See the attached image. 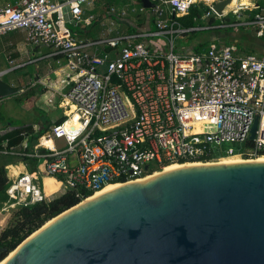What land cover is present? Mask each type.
<instances>
[{
    "label": "built area",
    "instance_id": "2783aa9c",
    "mask_svg": "<svg viewBox=\"0 0 264 264\" xmlns=\"http://www.w3.org/2000/svg\"><path fill=\"white\" fill-rule=\"evenodd\" d=\"M96 1L19 0L0 7V35L20 31L27 46L60 56L64 71L63 90L50 89L45 98L48 104L52 96L59 98L57 108L64 116L42 136L52 147L35 145L30 153L0 149V155L45 159V175L59 180L61 189L66 188L62 194H94L113 183L145 179L172 163L264 156V50L261 56L242 54L233 44L213 40L195 51L190 47L174 53L176 37L203 30L181 21L201 6L202 20H223L230 13L240 20L231 26L253 27L264 43V0H231V8L228 4L221 15L213 6L222 0H148L150 8L141 2L138 9L109 7L110 17L144 16L127 34L76 39L65 10L76 24L89 26L96 18L83 19L82 6ZM109 20L113 29L115 21ZM213 26L206 28H217ZM160 36L167 40L162 48L168 46V53L157 51L161 45L150 51L139 41ZM64 101L69 104L62 106ZM74 117L76 123L67 125ZM255 120V137L249 141ZM55 140L64 147L57 149ZM223 144L244 148L223 151ZM33 176L38 175L18 173L8 181L3 211L48 202Z\"/></svg>",
    "mask_w": 264,
    "mask_h": 264
},
{
    "label": "water",
    "instance_id": "95a60500",
    "mask_svg": "<svg viewBox=\"0 0 264 264\" xmlns=\"http://www.w3.org/2000/svg\"><path fill=\"white\" fill-rule=\"evenodd\" d=\"M230 3L213 9L221 15ZM16 92L0 81V98ZM86 199L0 262L264 264V162L182 167Z\"/></svg>",
    "mask_w": 264,
    "mask_h": 264
},
{
    "label": "rangeland",
    "instance_id": "374dc122",
    "mask_svg": "<svg viewBox=\"0 0 264 264\" xmlns=\"http://www.w3.org/2000/svg\"><path fill=\"white\" fill-rule=\"evenodd\" d=\"M132 7H135L136 9L139 8V2L138 0L132 5ZM137 17H142L144 16L143 13L137 12ZM107 17V16H105ZM116 16L114 17H107L106 21H102L101 23L93 22L91 26H86L84 24H78L76 26L67 23V26L71 30L73 34H78V37L84 36L85 30H83L84 27H87V31H89L90 39L89 40H98L102 39L105 36L107 37H115L118 35H122L126 33L125 29L121 26L119 27H111L109 18L113 21H116L115 19ZM193 17L189 16L186 19H182L181 21L185 26H194L198 27H203V30L196 31L194 33H188L184 37H176L174 40V53L175 54H183L185 49H189L190 47L193 48V51L197 50L201 45H207L210 41H216V42H226L233 44L239 53L242 54H254L257 56H261L263 54L264 50V43L262 39H259L255 35V30L253 27H242V26H231L230 24L233 21H240L236 20L230 13H226L225 17L223 20L221 19H216V21H212L213 27L217 28H210L207 29L206 26L210 23L207 22L206 20H202V22H194L192 20ZM141 23V20L138 21L135 25H138ZM84 26V27H83ZM82 27V29L80 28ZM111 30V31H110ZM134 31V29L130 30ZM152 31H156L155 28H153ZM141 42H145L146 44L149 45L150 51H154L155 46H159L157 51L158 52H164L168 53L169 52V47L165 46L164 50L162 48V45L164 43H167V40L165 37L160 36V37H155V38H146V39H139ZM43 63H36V64H29L26 69L17 72H12L10 71L7 73L6 77L3 78V80H7L9 78H13L18 76L19 81L16 82V85L13 86L12 88L17 89V92L13 95H10L6 98H0V114L4 117V121H1L0 124H22V123H32L36 122L38 116L42 120V123L47 126L48 124H51L52 121L54 120H60L64 119L63 116V110L57 108V103L59 98L56 96H52L51 99L53 101V105L48 104L46 100L43 99L42 95H39L35 97L36 95V90H29V86H27L30 82L25 77V73H27L28 76H32V79L38 73L39 67H42ZM64 78V75L60 76V81L61 79ZM19 87H26L23 88L22 90L24 91L23 93L19 92ZM63 90V88H61ZM52 94V92H51ZM50 95V92H49ZM48 95V97H49ZM67 109V107H65ZM77 118H75L76 121ZM73 122V121H72ZM76 123V122H73ZM49 130V129H48ZM39 141L36 143L38 144ZM55 147L57 149H62L64 146L61 141H54ZM222 150L225 151L227 148H232L234 149L235 152L239 151L240 149L244 148V145H239V144H223L222 145ZM32 150V149H31ZM30 150V151H31ZM241 159V158H239ZM241 160H246L247 159H241ZM254 161V160H252ZM151 167H154V164H151ZM37 177H35L36 184H38L41 189L45 192L46 194V199L47 201H50L54 198H58L59 196L62 195V190H66L65 187L61 189L60 187V182L57 178L52 177V176H45L41 177L37 173ZM6 197H4L5 201ZM16 210H11L10 211V220H12ZM9 222L7 225H9Z\"/></svg>",
    "mask_w": 264,
    "mask_h": 264
},
{
    "label": "crops",
    "instance_id": "0c3cea01",
    "mask_svg": "<svg viewBox=\"0 0 264 264\" xmlns=\"http://www.w3.org/2000/svg\"><path fill=\"white\" fill-rule=\"evenodd\" d=\"M17 1L19 0H0V7L6 4H14ZM136 1L137 0H97L92 5L82 6L83 19L93 16L96 18V21L94 22L101 23L102 21H106L108 16L110 17V15H108L109 7H121L129 10ZM138 2H140V0H138ZM64 16H65V22L67 21L66 24L69 23L74 26L78 25L71 19L68 9L65 10ZM115 19H116L115 26L117 25L116 27L119 26L123 27L125 31H127L124 34H127L130 32V30L134 29L135 24L138 21H140L141 16L137 17V15L130 14L125 18H115ZM80 28L82 29V27ZM86 29L87 27L83 28V30H85L84 36L78 37V34H73V36L79 40H89L90 36L88 35L90 33ZM40 62L43 63V66L39 67L38 73L35 76H33L34 77L33 79L32 76H28L27 73H25L24 75L25 77H27V79L30 82L27 85L30 87L28 91L36 90L35 97L42 95L43 99L45 100V98L48 97L49 92L51 93L50 89L61 88L60 76L64 75V71L61 70L60 65L63 64V59L60 58V56L56 55L50 49L41 48V47L31 48L27 46L24 41L23 33H21L20 31L17 30L10 31L0 35V81L1 82L5 83L10 87L15 86L16 82L19 81L18 76L9 78L4 81L3 78L7 76L6 75L7 73H9L10 71H12L13 73L17 71L23 72V70L26 69V67L29 64L33 65ZM45 86L48 88H46ZM23 88L26 87H22V88L19 87L20 93L24 92L22 90ZM51 105H53V101ZM65 105L68 104L64 101L62 106ZM72 109L73 108H71V110ZM66 114L70 115L71 111H66ZM72 121L76 122L75 119H71L67 123V125L75 124ZM54 122H56V120L52 121L51 124L47 125L48 129ZM18 125H24V126L30 125L37 130L45 127L39 116L36 122H32L31 124L22 123ZM14 128L15 126H12L11 124H5V125L0 124V136L10 132ZM38 141H39L38 144L41 147H52L51 141L47 139L45 136L41 137ZM4 142L6 143L7 141L5 140ZM14 148L18 150V147H14ZM30 152H32V150ZM1 167L4 169L8 181L13 179L18 173H24V172L29 173L26 165L20 161V158H17L15 156L0 155V168ZM14 167L15 169H13ZM16 168L18 172L15 174L14 172H16ZM33 177L35 178L36 176ZM3 202L0 203V234L4 230V228L7 227V224L10 220V211L7 212L2 210Z\"/></svg>",
    "mask_w": 264,
    "mask_h": 264
},
{
    "label": "trees",
    "instance_id": "16d2710c",
    "mask_svg": "<svg viewBox=\"0 0 264 264\" xmlns=\"http://www.w3.org/2000/svg\"><path fill=\"white\" fill-rule=\"evenodd\" d=\"M203 13L204 8L201 6L200 8L192 9L190 16L197 17V22L200 23L202 22ZM211 23L212 21L209 24ZM1 121H4V117L0 114V122ZM56 121H63V119H58ZM11 125L15 126V128L0 136V149L18 147V150L30 153V150L36 145L37 141L48 131L47 126L37 130L30 125ZM5 140L7 141L6 143L4 142ZM247 145H250V143H247ZM37 146H39V144ZM40 152L44 153L45 151L42 149ZM217 155L220 157L226 156L225 153H219ZM20 161L26 165L29 173H38L41 177L46 176L43 169L45 159L24 157L20 158ZM208 161L211 160L206 159L205 162ZM181 163L182 162H180V164ZM7 185L8 179L5 175L4 169L1 167L0 203L3 202L4 197H6L5 190ZM92 194L93 193L87 191L77 193L76 191L68 190L58 198H54L51 201L17 209L12 220L9 222V225H7V227H5L0 234V261L8 253L12 252L24 239L44 225V223L61 212L77 205L82 200L90 197Z\"/></svg>",
    "mask_w": 264,
    "mask_h": 264
},
{
    "label": "bare ground",
    "instance_id": "6f19581e",
    "mask_svg": "<svg viewBox=\"0 0 264 264\" xmlns=\"http://www.w3.org/2000/svg\"><path fill=\"white\" fill-rule=\"evenodd\" d=\"M232 4H233V2H231L228 7L231 8ZM65 102L67 104H69L68 101H65ZM39 147H41V146L40 145L39 146L36 145V148H39ZM254 161H256V162H264V156H261V157H259L257 159H254ZM254 161L249 160V159H248V161L241 160L238 157H226V158H222V159H218V160L206 162V164H204V163H185V164L172 163V164H170L168 166H165L162 170L156 171L154 174H151L147 178H150L152 176L158 175V174H160L162 172H167V171H171V170L178 169V168H182V167H188V166H198V165H230V164H239V163L254 162ZM13 169H15V167ZM17 172H18V170L16 168V172H14V173L16 174ZM147 178H145V179H147ZM145 179H142V180H139V181H136V182H141V181H143ZM119 186H120V184H110V185H107L102 190H100V191L92 194L88 199H86V201L89 200V199H92L94 197H97V196H99V195H101L103 193H106V192H108V191H110L112 189H115V188H117ZM12 253L13 252H11L8 257H10L12 255ZM6 259H8V258H6ZM4 261H6V260H4ZM4 261L0 262V264H3Z\"/></svg>",
    "mask_w": 264,
    "mask_h": 264
}]
</instances>
